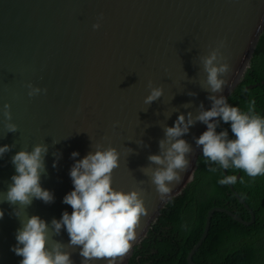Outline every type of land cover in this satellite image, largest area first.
Here are the masks:
<instances>
[{
	"label": "water",
	"instance_id": "95a60500",
	"mask_svg": "<svg viewBox=\"0 0 264 264\" xmlns=\"http://www.w3.org/2000/svg\"><path fill=\"white\" fill-rule=\"evenodd\" d=\"M101 13V26L94 30L92 25ZM263 32L264 0H0V146L15 144L0 157V191L7 190L15 174L11 158L17 151L47 144L41 184L54 193V202L34 199L21 209V218L38 215L50 224L65 210L72 211L63 203L74 187L69 175L75 162L71 153L79 152L75 159H82L97 143L116 147L120 166L112 174L113 186L138 190L149 210L136 229L130 252L117 261L128 264L166 204L194 179L202 154L195 138L206 130L205 124L197 122L183 137L193 148L188 155L191 164L173 186L170 199L162 200L151 184L149 170L156 165L148 156L159 154L163 128L174 125L180 113L195 114L201 102L206 109L211 107L202 88L207 74L200 57L221 40L225 42L220 51L232 66L222 93L228 99L250 67ZM149 81L163 85L164 92L146 105ZM28 82L46 88L47 93L29 97ZM190 91L196 95H188ZM5 103L11 105L17 132L7 133ZM140 139L146 146L137 144ZM57 152L61 155L53 167ZM141 167H146L147 174ZM223 172L228 175L227 170ZM229 187L251 219L226 207L211 208L201 238L187 255L188 264H201L193 257L208 236L215 212L247 226L255 222L253 210L233 185ZM0 209L4 211L0 264H20L22 257L11 250L21 227L19 218L7 202L0 203ZM55 239L68 243L69 236L62 231ZM70 251L74 264H81L79 249Z\"/></svg>",
	"mask_w": 264,
	"mask_h": 264
},
{
	"label": "clouds",
	"instance_id": "9594fccd",
	"mask_svg": "<svg viewBox=\"0 0 264 264\" xmlns=\"http://www.w3.org/2000/svg\"><path fill=\"white\" fill-rule=\"evenodd\" d=\"M102 19L101 13L92 25L94 30L100 28ZM224 43L221 40L216 47L210 48L207 55L200 57L207 74L206 87L202 88L208 92L211 107L206 109L201 102L195 114L190 111L186 117L180 113L174 125L163 128L159 154L148 156L150 163L156 165L149 170L150 182L162 200L170 199L173 186L181 181L182 173L191 164L188 155L193 148L183 137L197 122L207 126L195 138L196 146L202 147L206 162L224 170H241L252 179L264 176V116L255 111V100L248 102L247 111H242L231 105L222 94L228 85L225 77L232 71V66L220 51ZM26 87L29 97L47 93L46 88L34 86L31 82ZM148 88L149 94L144 99L146 105L160 99L164 92L163 85L154 86L152 81L148 82ZM188 95L195 96L196 93L190 91ZM183 107H190V104ZM10 109L9 103L3 105L7 133L18 131V125L12 122ZM221 122L230 124L234 138H230L227 129L217 131ZM137 144L146 146L142 139ZM13 147L15 144L0 146V157ZM48 149L47 144L37 143L31 150L22 148L11 158L15 174L11 176L7 190L0 191V203L7 202L13 206L12 214L19 218L21 224L16 232V244L11 250L22 257L20 264H74L70 249L77 248L82 258L81 264H91L96 260L117 264L130 252L141 218L149 214L138 190L125 191L113 186L112 174L120 166V151L114 146L105 148L97 143L95 150L89 151L82 159H75L79 152L71 153L75 162L69 175L74 187L64 196L63 203L70 205L72 211L69 213L65 210L60 219L54 217L49 224L38 215L26 214V218H21V209L28 208L34 199L45 204L54 202V193L41 184V177L46 174ZM130 151L132 153L134 150L130 148ZM57 153L53 167L57 166L61 155ZM140 171L147 174L146 167H141ZM209 171L216 172L217 168L211 167ZM240 182H244L242 177ZM219 183L235 185L237 176H224ZM3 217L4 211L0 209V219ZM62 231L67 232L68 243L55 239Z\"/></svg>",
	"mask_w": 264,
	"mask_h": 264
},
{
	"label": "trees",
	"instance_id": "16d2710c",
	"mask_svg": "<svg viewBox=\"0 0 264 264\" xmlns=\"http://www.w3.org/2000/svg\"><path fill=\"white\" fill-rule=\"evenodd\" d=\"M251 100H255V111L264 116V32L242 82L228 98L242 111H247ZM224 129L234 138L230 124L221 122L217 131ZM211 167L217 171L210 172ZM227 174L237 176L233 187L255 213V222L247 226L215 212L208 236L193 259L201 264H264V176L252 179L235 169H228ZM224 176L222 168L206 162L201 154L194 179L166 204L128 264H188L187 255L201 238L207 213L215 206L250 220V213L229 185L219 183Z\"/></svg>",
	"mask_w": 264,
	"mask_h": 264
}]
</instances>
